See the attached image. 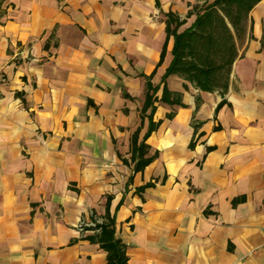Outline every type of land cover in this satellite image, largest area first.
Returning a JSON list of instances; mask_svg holds the SVG:
<instances>
[{"label":"crops","instance_id":"obj_1","mask_svg":"<svg viewBox=\"0 0 264 264\" xmlns=\"http://www.w3.org/2000/svg\"><path fill=\"white\" fill-rule=\"evenodd\" d=\"M211 1L0 0V264H105L107 214L127 264H264V0L224 93L165 75Z\"/></svg>","mask_w":264,"mask_h":264},{"label":"trees","instance_id":"obj_2","mask_svg":"<svg viewBox=\"0 0 264 264\" xmlns=\"http://www.w3.org/2000/svg\"><path fill=\"white\" fill-rule=\"evenodd\" d=\"M260 0H212L197 12L191 26L178 31L182 22L178 16L168 13L166 32L172 34V60L166 73H176L190 81L201 90H219L224 93L228 86L232 63L238 54L240 39L246 33L249 11ZM147 84L144 107L155 99L150 93L152 85ZM186 86V85H185ZM172 94L163 89L161 99L168 101L167 95ZM176 102H179L177 99ZM171 116V114H168ZM154 128L151 122L147 133ZM146 144L142 142L136 149L138 159L135 170L142 169L150 156H144ZM89 228V227H88ZM97 239L101 247L107 250L105 264H127L126 245L114 236V220L103 217L95 227Z\"/></svg>","mask_w":264,"mask_h":264},{"label":"built area","instance_id":"obj_3","mask_svg":"<svg viewBox=\"0 0 264 264\" xmlns=\"http://www.w3.org/2000/svg\"><path fill=\"white\" fill-rule=\"evenodd\" d=\"M102 220H103V218H95L92 222H90V223H80L79 225H78V230L79 231H84V229H87L88 227L90 228V227H95L96 226V224L97 223H101L102 222ZM92 229H94V228H92ZM95 231H97L98 229H94Z\"/></svg>","mask_w":264,"mask_h":264}]
</instances>
